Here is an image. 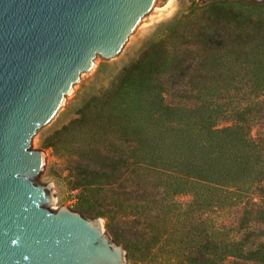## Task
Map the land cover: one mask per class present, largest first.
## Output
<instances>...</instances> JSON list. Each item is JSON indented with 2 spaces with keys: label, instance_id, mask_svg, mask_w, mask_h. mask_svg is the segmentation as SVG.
Returning <instances> with one entry per match:
<instances>
[{
  "label": "trees",
  "instance_id": "trees-1",
  "mask_svg": "<svg viewBox=\"0 0 264 264\" xmlns=\"http://www.w3.org/2000/svg\"><path fill=\"white\" fill-rule=\"evenodd\" d=\"M195 10L197 19L182 17L159 34L106 90L41 139L40 147L63 148L70 133L81 134L72 145L75 158L88 168H100V178L129 180L144 190L150 204L156 201L151 191L157 175L165 178V192L173 196L205 183L230 197L257 198L264 205V115L246 106L230 117L220 114L214 100L244 80L264 87V12L249 4L225 3ZM261 105L254 107L261 110ZM167 179H173L172 189ZM109 205L96 198V207ZM166 221L160 235L176 230L174 219ZM212 241L200 246V252L220 250ZM245 251L246 264H264V245Z\"/></svg>",
  "mask_w": 264,
  "mask_h": 264
},
{
  "label": "water",
  "instance_id": "water-1",
  "mask_svg": "<svg viewBox=\"0 0 264 264\" xmlns=\"http://www.w3.org/2000/svg\"><path fill=\"white\" fill-rule=\"evenodd\" d=\"M163 0H0V264H133L104 219L59 207L36 143Z\"/></svg>",
  "mask_w": 264,
  "mask_h": 264
},
{
  "label": "rangeland",
  "instance_id": "rangeland-1",
  "mask_svg": "<svg viewBox=\"0 0 264 264\" xmlns=\"http://www.w3.org/2000/svg\"><path fill=\"white\" fill-rule=\"evenodd\" d=\"M210 3L249 4L264 12V0H163L159 13L145 23L128 53L109 65L100 60V66L84 79L86 85L76 90L64 117L41 139L68 123L87 100L106 90L159 34L177 20L181 23L182 17L197 19L195 9ZM228 92L224 97L214 98L221 106L220 114L233 117L248 106L253 114L264 115L261 85L248 86L244 80ZM260 103L263 109L254 107ZM255 130L252 128V136ZM80 136L70 133L66 145L55 150L41 148V139L36 143V150L50 155L52 162L44 183L60 193L58 208H70L89 219H104L113 240L123 248L129 247L133 264H178L188 259L208 264H246L242 259L245 250L264 245V205L259 199L230 197L221 188L205 183H194L184 195L173 196L165 192V178L156 175L152 178L155 188L151 191L156 201L150 204L151 198L140 187H132L129 180L100 178L96 175L100 168H88L77 160L72 145ZM167 180L172 189L173 179ZM98 189L103 191L96 193ZM96 198L101 204L109 202V207H96ZM88 205L90 210L83 212ZM105 211L108 216L103 215ZM98 213L102 215L97 216ZM165 216L174 219L176 225L175 232L168 236L159 234L168 225L169 218ZM212 240L220 244V250L200 252V246ZM240 245L244 247L241 249Z\"/></svg>",
  "mask_w": 264,
  "mask_h": 264
}]
</instances>
